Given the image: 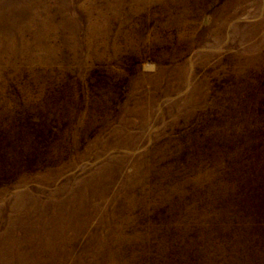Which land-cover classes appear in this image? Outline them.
Segmentation results:
<instances>
[{"label": "rangeland", "instance_id": "rangeland-1", "mask_svg": "<svg viewBox=\"0 0 264 264\" xmlns=\"http://www.w3.org/2000/svg\"><path fill=\"white\" fill-rule=\"evenodd\" d=\"M0 264H264V0H0Z\"/></svg>", "mask_w": 264, "mask_h": 264}]
</instances>
